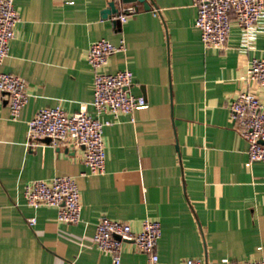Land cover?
<instances>
[{
    "label": "crops",
    "instance_id": "0c3cea01",
    "mask_svg": "<svg viewBox=\"0 0 264 264\" xmlns=\"http://www.w3.org/2000/svg\"><path fill=\"white\" fill-rule=\"evenodd\" d=\"M14 0L21 22L0 71L26 80L28 99L17 120L0 101V264H110L93 234L99 218L160 223V264L194 259L242 264L264 254V163L244 166L247 143L232 126L228 104L250 89L264 107V88L244 79L261 55L264 20L246 43L233 24L223 49L205 47L194 28L191 0ZM110 2L116 13L102 16ZM128 4L137 14L120 22ZM106 39L124 50L107 73L129 69L130 92L146 104L104 127L105 170L92 175L81 148L29 143L28 121L60 105L67 113L92 107L90 43ZM72 176L81 196L80 221L56 220V209L25 204L31 180ZM132 242L120 264H145Z\"/></svg>",
    "mask_w": 264,
    "mask_h": 264
},
{
    "label": "built area",
    "instance_id": "2783aa9c",
    "mask_svg": "<svg viewBox=\"0 0 264 264\" xmlns=\"http://www.w3.org/2000/svg\"><path fill=\"white\" fill-rule=\"evenodd\" d=\"M191 2L196 9L194 28L199 32L202 44L208 48L223 49L233 24L239 27L246 43H250L257 25L264 20V0ZM139 10L137 5L128 4L122 8L118 19L125 22ZM20 22L14 0H0V65L8 55L9 42L15 37ZM123 50V40L118 45L106 39L90 43L86 50V62L92 71L94 115L88 114L84 105L73 113L65 112L60 105L41 108L27 123L28 142L48 140L54 147L71 143L81 148L82 161L90 174L104 173V127L117 123L122 115H128L131 119L133 111L146 104L144 96L130 92L133 74L129 69L106 72L111 55ZM244 79L247 83L264 88V46L261 55L249 61ZM26 86L23 77L0 71V101L8 106L12 120L18 119L20 110L27 102ZM228 109L232 126L247 143L244 166L249 168L253 163H264L262 102L250 89L241 90L230 100ZM22 194L29 207L56 209V220L60 223L76 224L81 219L80 191L72 176L28 181L23 186ZM160 234V223L155 219H143L141 229L136 232L128 222L102 216L96 223L93 243L110 257V264H120L122 246L126 242H132L138 251L145 254V264H160L155 250ZM184 264L209 263L187 259ZM242 264H264V254Z\"/></svg>",
    "mask_w": 264,
    "mask_h": 264
},
{
    "label": "water",
    "instance_id": "95a60500",
    "mask_svg": "<svg viewBox=\"0 0 264 264\" xmlns=\"http://www.w3.org/2000/svg\"><path fill=\"white\" fill-rule=\"evenodd\" d=\"M126 2H134V1H140V2H143V6L145 9H149L150 7L147 5V3L144 1V0H124ZM117 12V9H115L114 7V3L113 2H110L108 4V8L104 9L103 12H102V16H108L110 14H113V13H116ZM48 141V140H47ZM264 144V142H261Z\"/></svg>",
    "mask_w": 264,
    "mask_h": 264
}]
</instances>
